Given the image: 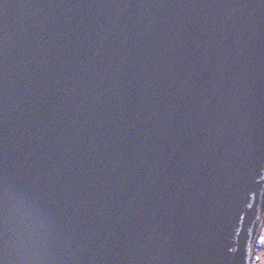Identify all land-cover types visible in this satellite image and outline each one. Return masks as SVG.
Masks as SVG:
<instances>
[{"label": "water", "instance_id": "1", "mask_svg": "<svg viewBox=\"0 0 264 264\" xmlns=\"http://www.w3.org/2000/svg\"><path fill=\"white\" fill-rule=\"evenodd\" d=\"M264 192V0H0V264H247Z\"/></svg>", "mask_w": 264, "mask_h": 264}, {"label": "rangeland", "instance_id": "2", "mask_svg": "<svg viewBox=\"0 0 264 264\" xmlns=\"http://www.w3.org/2000/svg\"><path fill=\"white\" fill-rule=\"evenodd\" d=\"M263 245H262V248L264 247V241H263V243H262Z\"/></svg>", "mask_w": 264, "mask_h": 264}]
</instances>
